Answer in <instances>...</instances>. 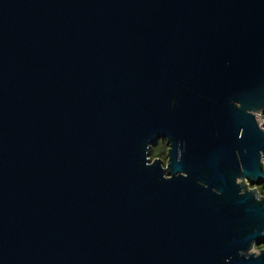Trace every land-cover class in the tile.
<instances>
[{"label":"water","instance_id":"water-1","mask_svg":"<svg viewBox=\"0 0 264 264\" xmlns=\"http://www.w3.org/2000/svg\"><path fill=\"white\" fill-rule=\"evenodd\" d=\"M256 114L264 0H0V264H264Z\"/></svg>","mask_w":264,"mask_h":264},{"label":"rangeland","instance_id":"rangeland-1","mask_svg":"<svg viewBox=\"0 0 264 264\" xmlns=\"http://www.w3.org/2000/svg\"><path fill=\"white\" fill-rule=\"evenodd\" d=\"M162 148V145L160 144H157L155 147H153L152 149H154L155 151H160V149ZM167 150V149H166ZM149 158H152V160L158 158V159H161L163 160L164 162H166L167 160V154H166V151H163V152H158V153H154L152 154L151 153V150H150V153H149ZM261 249H264V245L260 246V247H254L251 252H254V253H258L259 250Z\"/></svg>","mask_w":264,"mask_h":264},{"label":"trees","instance_id":"trees-1","mask_svg":"<svg viewBox=\"0 0 264 264\" xmlns=\"http://www.w3.org/2000/svg\"><path fill=\"white\" fill-rule=\"evenodd\" d=\"M158 144L162 145V148L160 149L161 152H163V151H166V152H167V150H166L167 146H166L165 141H160ZM152 148H153V147H152ZM152 148L150 149L152 154L160 152L159 150H158V151H155V150L152 149ZM166 154H167V153H166ZM150 160H152V158H150ZM256 190H257V192H258V194H259L260 196H264V184H262V185L259 186V187H256ZM263 245H264V244H263ZM261 246H262V245H261ZM258 247H260V246H258Z\"/></svg>","mask_w":264,"mask_h":264},{"label":"built area","instance_id":"built-area-1","mask_svg":"<svg viewBox=\"0 0 264 264\" xmlns=\"http://www.w3.org/2000/svg\"><path fill=\"white\" fill-rule=\"evenodd\" d=\"M256 121L259 124V126H261L264 123V116L261 114H256Z\"/></svg>","mask_w":264,"mask_h":264},{"label":"flooded vegetation","instance_id":"flooded-vegetation-1","mask_svg":"<svg viewBox=\"0 0 264 264\" xmlns=\"http://www.w3.org/2000/svg\"><path fill=\"white\" fill-rule=\"evenodd\" d=\"M167 149V148H166Z\"/></svg>","mask_w":264,"mask_h":264}]
</instances>
